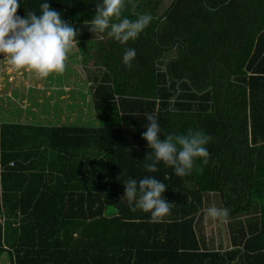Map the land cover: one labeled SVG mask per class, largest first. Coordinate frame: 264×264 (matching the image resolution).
<instances>
[{
	"label": "trees",
	"instance_id": "trees-1",
	"mask_svg": "<svg viewBox=\"0 0 264 264\" xmlns=\"http://www.w3.org/2000/svg\"><path fill=\"white\" fill-rule=\"evenodd\" d=\"M168 1L126 0L124 16L153 20L122 46L90 32L97 0H48L77 29L101 126L0 123L5 264H264V0ZM43 2L20 0L17 14ZM149 115L166 134L212 136L209 162L184 177L163 163L148 172ZM145 176L167 186L159 223L123 199V184ZM211 195L231 210V249L198 234Z\"/></svg>",
	"mask_w": 264,
	"mask_h": 264
},
{
	"label": "clouds",
	"instance_id": "clouds-1",
	"mask_svg": "<svg viewBox=\"0 0 264 264\" xmlns=\"http://www.w3.org/2000/svg\"><path fill=\"white\" fill-rule=\"evenodd\" d=\"M20 0H0V56L18 70L35 73L39 78L62 74L71 50L79 44L77 29L63 19L61 13L51 8L48 0L40 5L41 12H29L25 17L17 14ZM126 0H97L96 15L89 24L90 32L104 34L127 46L136 41L151 24V14H141L135 20L123 15ZM137 58L136 49L126 47L122 61L131 69ZM147 130L142 138L151 153L145 167L156 173L158 165L174 170L180 177L190 175L197 161L207 164L210 159L208 145L213 137L202 130H189L187 134H166L157 117L149 115ZM165 138L162 140L160 137ZM126 199L133 210L150 213L151 222L159 223L170 215L172 203L163 196L167 186L154 176H145L139 181L129 178L124 184ZM228 207H210L207 216L213 220H227Z\"/></svg>",
	"mask_w": 264,
	"mask_h": 264
},
{
	"label": "rangeland",
	"instance_id": "rangeland-1",
	"mask_svg": "<svg viewBox=\"0 0 264 264\" xmlns=\"http://www.w3.org/2000/svg\"><path fill=\"white\" fill-rule=\"evenodd\" d=\"M169 0L167 3H170ZM71 60L67 61L68 65L62 74H52L47 78H39L36 74L33 81L40 80L43 88L36 90L32 87L26 88L27 80L20 81L17 85L13 96L0 97V123H23L26 125H36L45 127L58 126H88L99 127L101 121L98 118L94 107L92 91L89 88L88 81L85 76L74 63H81V56L75 59V55L69 54ZM22 72V70H18ZM70 85L72 91L68 99L62 98L65 87ZM24 89V90H22ZM50 93V95H48ZM210 207L222 208V204L218 196L211 195L207 198L206 208L202 216L201 234L206 236V246L212 250H221L230 246L231 235L229 232L230 222L228 220H213L207 216V209ZM114 209H110L108 213H113ZM206 217L209 219L206 224ZM244 221V219H241ZM207 239V240H206ZM9 263V258L5 255L0 258V264Z\"/></svg>",
	"mask_w": 264,
	"mask_h": 264
},
{
	"label": "crops",
	"instance_id": "crops-1",
	"mask_svg": "<svg viewBox=\"0 0 264 264\" xmlns=\"http://www.w3.org/2000/svg\"><path fill=\"white\" fill-rule=\"evenodd\" d=\"M75 55V59H78V55H79V51L77 49V47H74L70 54ZM71 60V59H68ZM74 65L76 68H78L80 70V72H82L85 76V79H87V75H86V71L84 66L82 65V62L79 63H74L72 64ZM68 65H66L67 67ZM35 73L29 72V71H22V72H18L16 68H14L13 66H11L9 64V62L6 59H3L2 56H0V97L1 98H5V97H10L13 96V92L16 91L17 89V85L20 81H24L25 79L27 80V86L26 88L31 89V85L33 88H35L36 90L42 89L43 88V83L40 82V80H35L33 81L32 78L34 79ZM89 88L91 89L92 84L88 82ZM66 91L64 92V96H62V98L64 99H68V96L70 95L71 91H72V87L70 85H68L67 87H65ZM24 90V89H22ZM25 92V90H24ZM48 95H50V93H48ZM204 215V213H203ZM203 215L200 216V220L198 222V226H197V230H198V234H199V229L200 227L203 228L202 223L204 221L203 219ZM209 219L206 217L205 219V223H207ZM230 232V231H229ZM200 233H201V229H200ZM204 233V232H203ZM201 233V234H203ZM203 238V242H205V238L206 236H201ZM207 240V239H206ZM206 243V242H205ZM230 246L226 247V249H231V245H232V241H230ZM220 251V250H219Z\"/></svg>",
	"mask_w": 264,
	"mask_h": 264
},
{
	"label": "built area",
	"instance_id": "built-area-1",
	"mask_svg": "<svg viewBox=\"0 0 264 264\" xmlns=\"http://www.w3.org/2000/svg\"><path fill=\"white\" fill-rule=\"evenodd\" d=\"M5 218L4 217H0V223L4 224L5 223Z\"/></svg>",
	"mask_w": 264,
	"mask_h": 264
}]
</instances>
